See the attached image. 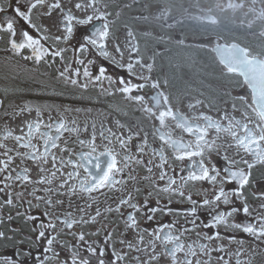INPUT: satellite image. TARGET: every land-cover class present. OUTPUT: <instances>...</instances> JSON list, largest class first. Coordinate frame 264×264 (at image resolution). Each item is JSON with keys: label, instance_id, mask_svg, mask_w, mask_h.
<instances>
[{"label": "flooded vegetation", "instance_id": "af4514ba", "mask_svg": "<svg viewBox=\"0 0 264 264\" xmlns=\"http://www.w3.org/2000/svg\"><path fill=\"white\" fill-rule=\"evenodd\" d=\"M0 264H264V0H0Z\"/></svg>", "mask_w": 264, "mask_h": 264}]
</instances>
